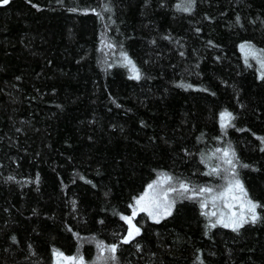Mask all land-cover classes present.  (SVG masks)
<instances>
[{
  "label": "trees",
  "instance_id": "obj_1",
  "mask_svg": "<svg viewBox=\"0 0 264 264\" xmlns=\"http://www.w3.org/2000/svg\"><path fill=\"white\" fill-rule=\"evenodd\" d=\"M28 1L39 19L0 23V38L22 34L30 37L25 38L28 51L0 45V55L13 60L6 77L2 76L0 65V86L13 87L19 79L33 87L32 91L20 87L16 92L29 102L30 107L25 110L12 107L16 109L12 113L0 99V156L5 160L0 168L4 181L0 185V264H43L46 257L49 264L60 259L62 264H73L71 259L64 261L65 257L76 258V264L81 260L83 264L130 262V254L135 253L133 246L121 243V250L112 253L107 251L112 244L93 232L76 231L73 223L85 203L98 195L100 183L109 177L107 171L123 162V155L128 159L130 153L136 154L139 141L145 147L144 153L148 150L151 154L162 144L175 154L184 143L181 139L186 134L185 126H189L191 147L181 154L178 172L150 168L146 183L152 184L166 175L172 180L162 184L164 190L179 189L184 182L197 192L200 187L213 191L195 195L194 199L188 198L194 196L191 191H170L169 202H174L171 213L185 224H177L167 239L180 251L174 258L162 256L168 260L166 264H172L171 259L187 264H246L232 255L207 257L198 252L202 246L194 239L206 240L211 250L213 229L224 227L217 221L223 215L225 222H231L226 218L231 212L226 204L248 221L239 228L240 233L250 226V218L244 217L238 205L240 197L245 200L244 189V193L234 189L236 199L223 197L213 202L214 196L226 192L229 183L238 180L244 186L245 175L264 195V114L252 111V90L244 78L248 72L264 77V48L242 42L251 45L258 58L248 56L245 62V53L236 48L232 65L220 83H207L210 88L196 86L182 75L200 50L214 46L223 30L263 21L264 0H156L182 12H186L185 8H199L205 27L172 20L156 9L158 5H152L133 33L128 32L137 20L134 10L129 12L133 15L129 23L119 32L115 8L137 0ZM128 41L133 44V56L126 47ZM125 56L135 65L140 79L131 78L132 65L127 64ZM39 72L43 73L42 78L37 76ZM174 94L204 102V106L196 107L191 102L175 107L176 100L169 104ZM262 95L264 98V89ZM235 111L242 118H236ZM222 113L233 117L224 121L230 124L226 128L221 127ZM92 121L100 123L102 131L87 132L84 126ZM236 134H242L249 151H253L245 158L235 152ZM217 149L235 154L234 170L223 162L222 151ZM139 154L136 157L142 162L143 153ZM24 165L28 167L25 177L21 173ZM217 166L218 174H205ZM122 175L131 174L124 170ZM14 178L19 179L16 181L20 188L12 183ZM136 200L131 198L128 207ZM204 202L207 207L201 208ZM212 212L216 215L211 216ZM139 216V237L155 240L163 227L143 213ZM212 224L216 226L211 227ZM255 230L243 245L237 243L232 248L257 257L255 237H264V231ZM66 242L70 243V250L64 253L61 246ZM84 253L89 255L85 257Z\"/></svg>",
  "mask_w": 264,
  "mask_h": 264
},
{
  "label": "rangeland",
  "instance_id": "obj_2",
  "mask_svg": "<svg viewBox=\"0 0 264 264\" xmlns=\"http://www.w3.org/2000/svg\"><path fill=\"white\" fill-rule=\"evenodd\" d=\"M223 1L225 2V0ZM129 2L130 1H128V3L124 6H117L115 8V17L119 21V32L123 31L126 23H129L130 17L133 16L130 15V13L131 11L133 13L134 10L137 20L131 23V28L128 32L133 33L137 27L142 24L146 9L152 5H158V8L156 9H160L165 12L172 20H177L187 24L194 23L202 26L203 28L205 27L203 18L198 11L199 8H194V10L188 12H182L178 9H172L166 2L159 4L156 0H137L134 3L130 2V5ZM30 7L34 6L30 4L28 0H9L7 5H3L2 0H0V23L19 19L25 21H34L36 18L39 19L38 15H35V13L31 11ZM257 23H259V26H256ZM25 38L30 37L23 34L20 36H1L0 45L8 47L11 50L17 49L20 52L28 51L27 46L29 42ZM178 40L183 42L182 39L178 38ZM242 42H248L249 44L264 48V20H257V22L253 25L223 30L219 35H217L214 41V46L205 47L196 54L194 58L195 60L189 63L188 67L185 69V72L183 73L184 75H182L183 79L196 86H208L209 88L211 86L207 84L208 82H214V84L218 82L220 83L226 70H228V68L232 65L231 57L233 56V52L236 48L240 49ZM126 47L128 48L129 54L133 56L134 51L132 52V42L128 41L126 43ZM11 60V58L7 59L5 56L0 55V65L2 67L1 73L3 77H6L9 74L8 68L11 66ZM24 74L25 73L21 72V75ZM37 76L42 78L43 73L39 72L37 73ZM244 78L252 90L251 98H249L252 111L258 115L264 114V98L262 95L264 89V78L259 77V73L252 75L251 72L245 73ZM15 82L17 83L12 84L13 87L0 86V99H3L6 107L9 108V111L12 113L16 110L12 107H20L19 111L30 107L29 102L21 99V97L16 93L17 90L20 87L23 91L33 90L31 85L22 83L19 79H16ZM174 95L175 96L169 100V104L170 101L174 103L173 100H176V103H174L175 107H178L179 104L182 106L183 103L188 105L191 102L193 105H196V107L198 105L204 106V102H195L183 95ZM235 112H237L236 118L238 116L242 118V115H239L238 111ZM182 125H186V123L183 122ZM84 127L89 133L92 131H97L99 133L103 129V126L96 121L85 124ZM188 127L189 126H185V130L183 129L184 132H186L185 136L181 139L184 143L180 144V150L175 152V154L172 153L173 149L165 148L162 144L159 148L152 150L151 154H149L148 150L144 153L145 147L143 148V145L141 144L142 142L139 141L137 143L138 149L136 154L130 153L131 155L128 159H124L123 155V162L117 163L107 171L106 176L109 177L105 178V180L100 183L98 195L94 197L92 196L83 206L80 214L78 215V219L73 223V227L76 231L80 233L93 232L105 241L116 245V251L119 252L122 248L121 239L126 233V225L124 223L125 220L121 219V217L126 216L124 215L125 212H127L128 209H131V207H128L129 200L134 197L138 199L143 196L146 191H148L149 182H146L149 179L150 168L178 172L181 165V154L189 150L191 147V140L189 142L191 134L187 131V129H189ZM233 144L235 152L240 158H245L253 152L251 150L249 151L248 145L244 141L242 134H236L233 137ZM141 149L142 151H140ZM142 153L144 159L141 162L139 157H136V155L139 154L140 156ZM3 161H5L4 158L0 156V168L4 163ZM136 165L137 168H135ZM27 169L28 167L24 165L21 171L22 176L25 177V174L28 172ZM124 170L127 172L129 171V174L131 175H122ZM35 175L40 176L38 172H36ZM242 179L244 185L243 189L246 195H242L245 200L240 197L238 205L240 210H243L244 217L247 216L251 220V214L246 210L248 208L247 202L250 200L257 205L264 206V195L256 189L253 180L245 175L242 176ZM16 180L18 181L19 179L14 178V180L11 181L13 184H17ZM3 182L4 181L0 177V185H2ZM18 188H20V186ZM161 188L164 190L163 185H161ZM224 193V198H227V200L232 199V196H236L234 191L232 193ZM168 195L170 196V191L168 192ZM0 205H3L1 200ZM131 206L137 207L136 204H132ZM230 209L231 212H227V216H229L226 217L227 220H229V218L231 220L233 219L232 213L239 214L236 215V217H240L239 212L237 213V211L233 210L232 207ZM160 211L161 216L159 217V224L163 227V231H161L153 241H148L147 239L144 240L139 236H135L129 244L135 248V253L130 254V262H124V264H166L168 260L165 259V255H168L169 258H174L173 255L180 251L172 246L167 239L170 236L171 231H174L173 228L176 227L177 224L184 226L185 223L173 213H171V215H163V209ZM256 215L259 219L255 223L250 222V226H248L243 233H240V231H233V229L226 227L216 228L217 230H215L212 234L213 236L210 237V242L212 243V247H210L211 250H208L209 245H206V240L195 238V242L202 246L198 248V252L206 255L207 257L219 258L232 255L237 261H245L246 264H264V237L262 235H257L255 237V243L259 251L257 257L245 255L241 251L238 252L236 248H232V246H236L237 243L243 245L246 240L253 237V234L256 232L255 227L257 230L260 229L264 231V207H258L256 209ZM6 216L9 218H17V216H12V214H7ZM150 219L153 218L150 217ZM218 243L223 247L219 248ZM61 249L64 253H67L70 250V243H64L61 246ZM162 254L164 256H162ZM88 255L89 254L84 253L85 257ZM64 261H66V259ZM60 262H62L61 259L56 260L54 264H62ZM170 262H172V264H187L186 261H179L175 263L173 259H171ZM42 263L49 264V259L47 257L44 258Z\"/></svg>",
  "mask_w": 264,
  "mask_h": 264
},
{
  "label": "snow or ice",
  "instance_id": "obj_3",
  "mask_svg": "<svg viewBox=\"0 0 264 264\" xmlns=\"http://www.w3.org/2000/svg\"><path fill=\"white\" fill-rule=\"evenodd\" d=\"M9 3V0H2V4L3 5H7ZM177 7L179 8L180 6L177 5ZM106 11L108 10L107 8L105 9ZM184 11H188V8L183 9ZM240 49L242 52L245 53V62H247V57L248 56H252L253 58H258L257 54L252 51L251 45L248 44H241L240 45ZM125 60L127 61L128 65H132V70L134 75L131 78L134 79H140V74L138 72V70L135 68V65L132 64V61L129 60L126 56H125ZM261 67L264 68V60L261 61ZM264 78V77H262ZM232 114L231 113H222L221 114V127L222 128H226L228 126H230V124L225 123V120L230 121L232 119ZM264 150V149H262ZM217 152H221L222 151V157L221 159L223 160V162L227 165H229L233 170H234V153H231L229 150L224 149H217ZM243 167H247V165H243ZM220 171L219 167H214L211 169V171L209 173H205L206 175H214V174H218ZM9 179H13L12 177H9ZM172 180V177L170 176H163V179L158 180L153 182L152 184L148 185V191H146L144 193L143 196L139 197L136 201L135 204L138 207H134L133 208V212H132V217H127V216H122L121 219L125 220L128 224H129V230L127 233V237L122 241L123 243H130L132 239L135 238V236L140 234V229L138 227H136L133 223H132V218L135 217L138 212H146L148 216L152 217L157 223H159V217L161 216V209H163V215H171V208L173 206L174 202H169L168 201V192H180L181 194L184 193H188V192H193L194 196L188 197L189 199H194L195 195H200V194H205V193H212L213 189L209 188V187H200L198 192L196 189H192L190 188V186L184 182H181L179 184V189L177 188H169L167 190H163L161 188L162 184H167ZM234 189H238L240 192L243 193V186L240 184V182L238 180L235 181V184L229 183L227 189L225 190L227 193H232L234 191ZM225 195V193H220V195L214 196L213 197V202H215L216 199L219 198H223ZM244 195H246V193H244ZM237 197L232 196V199H236ZM248 208L247 211L251 214V222L255 223L259 217L256 215V209L258 207H264L262 205H257L256 203H253L252 201H248ZM228 208H231L232 205L230 204H226L225 205ZM130 207H132L130 205ZM207 207V203H201V208H205ZM204 215H209L208 213H202ZM211 216H215L216 213L212 212L210 214ZM236 213H232V217H235ZM248 222L247 220H245L243 218V216H241L239 219H232L231 222H225V220L223 219V215L221 216V218L217 221V223L223 224L224 227H232L233 231H238L239 228L241 226H243L244 223ZM216 224H212L211 227H215ZM117 249L116 245H112L110 247L107 248V251H110L112 253H115ZM103 251V249H102ZM57 255L62 256V253H57ZM65 259H71L73 264H76V258H67L65 257ZM112 259H115V256L112 257ZM80 264H83L82 260L80 262Z\"/></svg>",
  "mask_w": 264,
  "mask_h": 264
},
{
  "label": "flooded vegetation",
  "instance_id": "obj_4",
  "mask_svg": "<svg viewBox=\"0 0 264 264\" xmlns=\"http://www.w3.org/2000/svg\"><path fill=\"white\" fill-rule=\"evenodd\" d=\"M130 208V207H129ZM133 206L131 207V209H128V211L127 212H125V214L124 215H126L127 217H132V212H133ZM141 213H143V212H141ZM143 214H145L146 215V217H148L149 219H150V217L149 216H147V213H143ZM140 215V213L138 212V214L135 216V217H133L132 218V223L136 226V227H138L139 228V226H138V221H139V216ZM151 221H153V222H156L155 220H153V219H151ZM124 223H125V225H126V233L124 234V236H126V234H127V230H128V227H129V224L126 222V221H124ZM221 228V227H220ZM140 229V228H139ZM215 230H217L216 228L215 229H213V232L215 231ZM124 236L122 237V239H121V243H123L122 241H123V238H124ZM137 236H139V235H137ZM132 241V240H131ZM105 242H107V241H105ZM107 243H109V242H107ZM111 244V243H110ZM125 244H130V243H125ZM113 245V244H112ZM131 246V245H130Z\"/></svg>",
  "mask_w": 264,
  "mask_h": 264
},
{
  "label": "water",
  "instance_id": "obj_5",
  "mask_svg": "<svg viewBox=\"0 0 264 264\" xmlns=\"http://www.w3.org/2000/svg\"><path fill=\"white\" fill-rule=\"evenodd\" d=\"M129 227H130V226H129ZM129 227H128V230H129ZM128 230H127V233H128ZM126 237H127V234H126V236H124L123 240H124Z\"/></svg>",
  "mask_w": 264,
  "mask_h": 264
}]
</instances>
